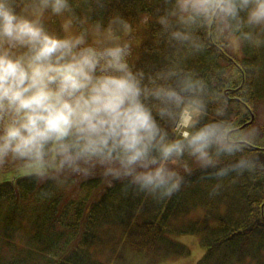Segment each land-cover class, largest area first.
Masks as SVG:
<instances>
[{"label":"clouds","instance_id":"1","mask_svg":"<svg viewBox=\"0 0 264 264\" xmlns=\"http://www.w3.org/2000/svg\"><path fill=\"white\" fill-rule=\"evenodd\" d=\"M169 3L159 24L182 46L199 47V29L236 46L259 43L245 29H264V0ZM45 12L72 8L69 0H37L31 12L17 11L13 0H0V171L57 187L99 175L159 199L179 191L193 164L215 167L231 154L230 128L203 120L202 80L133 70L131 46L120 42L126 20L95 25L90 42L87 31L49 33Z\"/></svg>","mask_w":264,"mask_h":264},{"label":"trees","instance_id":"2","mask_svg":"<svg viewBox=\"0 0 264 264\" xmlns=\"http://www.w3.org/2000/svg\"><path fill=\"white\" fill-rule=\"evenodd\" d=\"M36 2L13 0L17 11H32ZM69 3L71 13L45 12L41 22L49 33L59 37L53 26L62 19L81 32L106 28L120 16L138 33L128 57L133 70L146 77L173 70L202 80L203 120L227 126L237 142L215 167L193 164L179 191L159 199L99 175L64 187L25 175L0 181V264H113L123 258L95 256L110 224L121 230L109 239L115 250L130 248L146 264L188 256L189 247L176 238L181 234L198 236L203 253L196 264H264V125L257 123L264 114V29H245L259 43L243 42L236 54L204 29L194 33L199 47L169 41L159 24L169 0ZM221 169L227 171L217 175ZM23 237L32 247L18 252Z\"/></svg>","mask_w":264,"mask_h":264},{"label":"rangeland","instance_id":"3","mask_svg":"<svg viewBox=\"0 0 264 264\" xmlns=\"http://www.w3.org/2000/svg\"><path fill=\"white\" fill-rule=\"evenodd\" d=\"M29 11V10H28ZM31 12V11H29ZM46 14H44L45 16ZM51 17L48 16V19ZM145 21V17L143 18ZM55 32L60 38H64L66 36H70L76 33H79L73 25L68 24L67 21L65 20H60V22L55 26ZM138 29L141 30V27L138 26ZM88 33V39L90 42L95 41L98 39L96 36L93 35V28L92 27H87L86 30ZM138 33L135 32V30L132 28H129V31L126 33L121 34V43L127 42L131 46V51H132V45L137 41V36ZM104 43H107V41L103 40V37H100ZM228 44L230 45V48L232 51H234L236 54H240L239 51V46H236L234 44H231L229 41H227ZM19 51V50H18ZM260 118L257 120V123L260 125H264V114H260ZM264 140V134H262L261 138L259 141ZM17 176V174H13L7 171H0V181L6 180V179H12L13 177ZM110 227V228H109ZM108 229H103L100 232L101 238V244L95 248L98 247H104L102 250L97 251L95 253V256L97 258H112V260H115L117 258V255H120L122 257L118 258H123L121 261H115L113 264H146V257L141 256L139 254H135L130 248L127 250L124 247H122L120 250H115L116 247H113V243L109 241L111 234H114L115 236H118L121 233V230L117 228L116 226L109 225ZM99 235V237H100ZM176 238L178 241L181 243H184L187 245L190 249V254L186 257H177L178 259H173V260H168V259H163L155 264H196V261L201 257L203 253V248L202 245L199 241L198 236L196 235H187V234H181L177 235ZM99 241V238L98 240ZM122 245V243L120 242ZM31 243L29 242L28 239H25L23 237L20 241L19 244L17 245L16 249L18 252H22L24 250H29L31 249ZM93 246L89 248V252H92ZM114 249V250H113ZM110 250V251H109ZM66 251V250H65ZM21 255V254H20ZM20 257V256H19ZM30 258V257H29ZM33 258V257H31Z\"/></svg>","mask_w":264,"mask_h":264}]
</instances>
